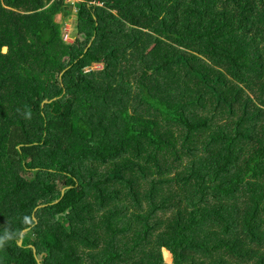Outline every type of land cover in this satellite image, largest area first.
I'll return each mask as SVG.
<instances>
[{
	"label": "trees",
	"instance_id": "1",
	"mask_svg": "<svg viewBox=\"0 0 264 264\" xmlns=\"http://www.w3.org/2000/svg\"><path fill=\"white\" fill-rule=\"evenodd\" d=\"M24 215L0 264H264V0H0Z\"/></svg>",
	"mask_w": 264,
	"mask_h": 264
},
{
	"label": "clouds",
	"instance_id": "2",
	"mask_svg": "<svg viewBox=\"0 0 264 264\" xmlns=\"http://www.w3.org/2000/svg\"><path fill=\"white\" fill-rule=\"evenodd\" d=\"M31 113L26 112L25 118H30ZM22 227L18 229H13L10 225L3 226V231L0 232V251L4 250L9 243L14 240L20 239L28 231H30L35 226V221L31 215H24L21 218Z\"/></svg>",
	"mask_w": 264,
	"mask_h": 264
},
{
	"label": "built area",
	"instance_id": "3",
	"mask_svg": "<svg viewBox=\"0 0 264 264\" xmlns=\"http://www.w3.org/2000/svg\"><path fill=\"white\" fill-rule=\"evenodd\" d=\"M64 1H65V3H68V4H70L71 6L74 7L75 3L79 2L80 0H64ZM65 29H66L67 32L70 30L69 27H66ZM64 40H67V41L70 40V37L68 36L67 33L64 36Z\"/></svg>",
	"mask_w": 264,
	"mask_h": 264
},
{
	"label": "rangeland",
	"instance_id": "4",
	"mask_svg": "<svg viewBox=\"0 0 264 264\" xmlns=\"http://www.w3.org/2000/svg\"><path fill=\"white\" fill-rule=\"evenodd\" d=\"M71 28V27H70ZM5 50L3 49V52H4ZM97 67L98 68H100L101 66L100 65H97ZM163 259H164V261L167 263V264H173V259L171 258V260L170 261H168L167 259H166V257H165V255H164V250H163Z\"/></svg>",
	"mask_w": 264,
	"mask_h": 264
},
{
	"label": "water",
	"instance_id": "5",
	"mask_svg": "<svg viewBox=\"0 0 264 264\" xmlns=\"http://www.w3.org/2000/svg\"><path fill=\"white\" fill-rule=\"evenodd\" d=\"M21 244V243H20Z\"/></svg>",
	"mask_w": 264,
	"mask_h": 264
}]
</instances>
